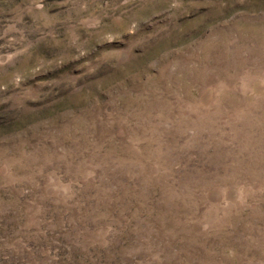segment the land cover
Listing matches in <instances>:
<instances>
[{
  "label": "rangeland",
  "instance_id": "374dc122",
  "mask_svg": "<svg viewBox=\"0 0 264 264\" xmlns=\"http://www.w3.org/2000/svg\"><path fill=\"white\" fill-rule=\"evenodd\" d=\"M0 264H264V0H0Z\"/></svg>",
  "mask_w": 264,
  "mask_h": 264
}]
</instances>
